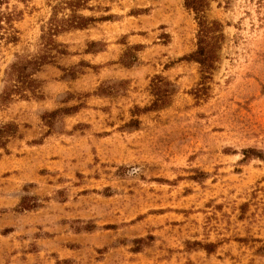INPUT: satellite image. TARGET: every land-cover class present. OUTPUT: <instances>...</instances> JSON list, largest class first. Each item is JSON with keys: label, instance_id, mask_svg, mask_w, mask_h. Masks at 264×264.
I'll return each mask as SVG.
<instances>
[{"label": "rangeland", "instance_id": "374dc122", "mask_svg": "<svg viewBox=\"0 0 264 264\" xmlns=\"http://www.w3.org/2000/svg\"><path fill=\"white\" fill-rule=\"evenodd\" d=\"M68 1H8L20 18L17 43L0 45V95ZM88 7L78 14L97 22L54 37L67 54L34 75L39 98L0 101V127L18 130L0 148V264H264V0L211 1L224 39L205 93L182 61L198 30L183 0ZM155 76L170 96L143 111Z\"/></svg>", "mask_w": 264, "mask_h": 264}, {"label": "trees", "instance_id": "16d2710c", "mask_svg": "<svg viewBox=\"0 0 264 264\" xmlns=\"http://www.w3.org/2000/svg\"><path fill=\"white\" fill-rule=\"evenodd\" d=\"M9 0H0V45L2 42L6 44H15L18 41L17 31L14 27V22L20 18V13L8 7ZM91 0H70L66 3L71 15L67 18H58L57 12L52 14L49 20L47 36L43 37L44 51L40 55L33 58H23L16 56V60L11 62L4 71L3 83L4 87L0 95L1 102H8L13 97L18 96L21 99H28L29 95L36 96L40 87V82L34 78V75L46 65L54 64L55 56L52 54L64 55L67 51L59 47L54 41V37L67 29H85L89 24L97 22V19L85 17L79 11L89 9L88 3ZM211 1L214 0H183L184 7L193 12L197 22L198 30L196 34V48L189 55L184 56L182 61L194 62L199 65L200 72V88L198 93L207 90L205 85L210 79L215 64L218 61V53L221 48L224 36L222 25L217 21H209L205 17V12L208 10ZM108 20V17L100 20ZM95 43L88 45L87 52L95 46ZM139 50V46L127 48L123 53L120 64L124 67L132 66L137 58L134 54ZM74 75V74H71ZM114 91L111 87L99 88L97 95H111ZM150 91L154 100L150 108H145L143 111L154 109L162 106L170 96V83L164 80L161 76H155L150 83ZM71 108L70 110H74ZM69 110V111H70ZM139 111V109L137 108ZM66 110H56L46 114L42 119L47 117L55 118L60 113H66ZM17 126L14 124H4L0 127V148L5 147L10 138L17 135ZM29 200L23 198L21 200L20 209L23 211L36 208V204L29 205ZM200 245V244H199ZM207 253H211L213 246H199Z\"/></svg>", "mask_w": 264, "mask_h": 264}]
</instances>
